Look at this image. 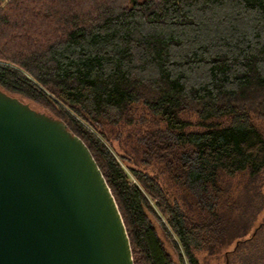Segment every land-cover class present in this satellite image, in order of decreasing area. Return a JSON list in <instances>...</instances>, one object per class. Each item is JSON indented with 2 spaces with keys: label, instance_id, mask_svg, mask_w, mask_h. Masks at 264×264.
I'll use <instances>...</instances> for the list:
<instances>
[{
  "label": "trees",
  "instance_id": "16d2710c",
  "mask_svg": "<svg viewBox=\"0 0 264 264\" xmlns=\"http://www.w3.org/2000/svg\"><path fill=\"white\" fill-rule=\"evenodd\" d=\"M2 2L0 87L87 146L132 263L264 264V0Z\"/></svg>",
  "mask_w": 264,
  "mask_h": 264
},
{
  "label": "water",
  "instance_id": "95a60500",
  "mask_svg": "<svg viewBox=\"0 0 264 264\" xmlns=\"http://www.w3.org/2000/svg\"><path fill=\"white\" fill-rule=\"evenodd\" d=\"M0 264H133L87 146L59 117L1 87Z\"/></svg>",
  "mask_w": 264,
  "mask_h": 264
},
{
  "label": "rangeland",
  "instance_id": "374dc122",
  "mask_svg": "<svg viewBox=\"0 0 264 264\" xmlns=\"http://www.w3.org/2000/svg\"><path fill=\"white\" fill-rule=\"evenodd\" d=\"M6 2V0H3L1 6ZM18 96V95H17ZM19 97V96H18ZM22 100L28 102L31 106H33L34 108L40 109V110H44L46 112H49L47 109H45L44 107H42L40 104H37L33 101L28 100L27 98H21ZM50 113V112H49ZM115 144V142H113ZM116 145V144H115ZM260 190L262 192V197H263V205L261 207V209L256 213L255 218L253 220V225H257L258 223H264V181L260 186ZM261 234L263 233V228L258 227L257 229V234ZM161 236V233H159ZM163 239V243L164 246L166 248V250L171 254V257L174 259L175 255L171 250V247L169 246L168 242L163 238V236H161ZM233 242H231L228 246H226L225 248L220 249L219 251H217L216 253H213L211 255H207L205 252H194L198 264H240V258H241V252H239L238 250L233 254V255H229L225 253V250H228L230 248H232ZM241 250V249H240ZM242 251V250H241Z\"/></svg>",
  "mask_w": 264,
  "mask_h": 264
}]
</instances>
